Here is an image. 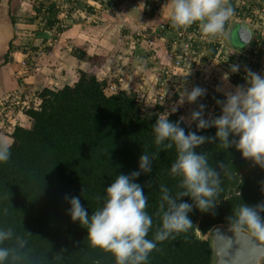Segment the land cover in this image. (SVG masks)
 <instances>
[{"label": "trees", "instance_id": "16d2710c", "mask_svg": "<svg viewBox=\"0 0 264 264\" xmlns=\"http://www.w3.org/2000/svg\"><path fill=\"white\" fill-rule=\"evenodd\" d=\"M44 2H41L40 11L46 16L39 22L42 28L50 29L61 21L58 17L60 7L56 3H48L44 10ZM236 2L248 18H257V7L260 8L263 0H224L233 9L238 8ZM108 9L113 13L117 8L108 6ZM16 17L10 13L13 40L18 33ZM13 40L5 63L12 59ZM256 40L257 36L253 42ZM176 41L182 43L177 47L182 60L178 56V59L169 56L171 65L186 70L185 65L190 58L183 53L185 42L180 41L177 35L167 41L168 48L175 51ZM198 46L192 43L191 52H200L202 48ZM255 47L252 45V51ZM207 48L202 64L206 65V61L211 64L220 62L223 53H219L213 44H207ZM235 52L231 51L230 58L236 57ZM263 54L264 45L256 56L260 58ZM102 59L101 55L91 56L90 61L95 68L92 71L81 70L79 79L73 84L56 89L45 87L40 91L41 105L34 107L32 104L26 111L31 118V126H16L10 158L6 163H0V227L12 228L16 236L26 241L22 250L24 264H115L114 257L102 249L93 248L87 239V230L66 215L70 205L64 196H81V203L91 215L100 206L96 197H103L106 187L114 182L117 175L137 170L141 154L154 156L152 172L142 174L136 181L145 187L148 198L145 211L153 220L148 239H153L161 224V186L168 188L173 196L180 191L179 179L170 174L171 164L176 159L175 148L157 146L152 132L164 105L148 106L133 91L118 89L110 93L109 83L100 80L97 74L96 64ZM171 65L164 66L162 77ZM254 65L255 68L259 66L258 63ZM18 79L22 84V79ZM184 79L183 82L188 84ZM228 82L240 85L245 80L241 74H235ZM217 99L223 100L224 94L211 91L201 97L200 102L208 107L213 106ZM180 117L182 111L178 109L169 119L175 122ZM181 127L186 133L196 130L195 123L189 126L182 121ZM215 132V128H208L198 134L214 136ZM197 151L206 155L210 166L220 165L217 168L220 173L217 205L206 213L194 208L189 213L193 226L158 242L149 255L148 264H212L211 241L204 236L215 226H230L227 218L243 203L256 205L264 201V169L242 159L234 148L226 150L217 142L205 143ZM183 199L188 200L187 197ZM188 202L191 203L190 200Z\"/></svg>", "mask_w": 264, "mask_h": 264}, {"label": "clouds", "instance_id": "9594fccd", "mask_svg": "<svg viewBox=\"0 0 264 264\" xmlns=\"http://www.w3.org/2000/svg\"><path fill=\"white\" fill-rule=\"evenodd\" d=\"M163 7L174 27L198 22L206 37L222 34L225 23L234 14L224 0H166ZM239 71V65L230 66L231 73ZM245 71V83L224 92L223 100H216L220 108L218 116L205 118L203 104L191 112L188 123L189 126L195 123V131L186 133L181 127L183 116L175 122L169 119L175 108L157 116L152 127L154 142L157 146L175 148L176 159L171 164L170 174L179 179L180 191L173 196L168 188L161 186V224L153 239L147 238L153 220L145 211L148 202L145 187L136 182L142 174L152 172L153 155L141 154L137 170L117 175L106 187L103 197H96L100 206L91 215L81 203V196H64L70 205L66 215L87 230V239L93 248L110 253L115 264H148L149 255L158 242L193 226L189 213L194 208L201 213L213 210L220 186L217 170L220 165L210 166L206 155L197 151L205 143L217 142L226 150L234 148L242 159L264 169V73ZM228 75L225 73L223 79L227 80ZM205 94L206 89L199 86L190 91L183 88L180 104L185 101L195 104ZM208 128L216 129L214 136L198 134ZM10 149L7 141H0V163L9 160ZM185 197L191 203L184 200ZM227 219L234 234H250L264 241V201L256 205L243 203ZM25 245L26 241L16 236L12 228L0 227V264H24Z\"/></svg>", "mask_w": 264, "mask_h": 264}, {"label": "crops", "instance_id": "0c3cea01", "mask_svg": "<svg viewBox=\"0 0 264 264\" xmlns=\"http://www.w3.org/2000/svg\"><path fill=\"white\" fill-rule=\"evenodd\" d=\"M41 1L0 0V100L8 93L39 95L45 87L56 89L73 84L79 79L81 70L92 71L95 68L90 61V57L94 55L103 57L96 64L98 78L108 83L115 82L119 89L129 92L140 91L144 84L148 85V80L151 84V80L164 74V66L171 65L167 41L176 38L178 33L174 28L165 25L170 21L166 8L156 13L142 5L139 0H120L116 3L117 9L112 13L105 0H78L79 16L66 29H60L58 23L53 28L44 29L39 22L46 16L40 11ZM134 3L137 7H133ZM11 12L17 16L18 33L15 40ZM115 15L120 22H111ZM58 17L60 18L59 15ZM103 17L109 18L103 22L97 20L101 18L102 21ZM228 34L229 30L227 39ZM11 40L14 43L12 59L5 63ZM185 66L186 70L170 67L174 72L173 80L183 82L186 76H190L189 79H184L188 83V90L201 87L202 84H193L196 72L189 69L190 65ZM177 72H182L180 74L183 77ZM20 77L22 84H19ZM235 86L231 82H226L225 85L228 91ZM181 91L182 88H175L173 97L168 98L164 105V111H171L173 107L176 109L175 104L181 105L182 115L188 120L191 112L197 110L202 103L198 99L195 104H180L183 96ZM208 92L206 90V96ZM208 107L205 108V118L220 114L216 103L210 115L207 112ZM17 118L19 125L29 127L32 124L31 118L24 112ZM22 120L31 124L23 123Z\"/></svg>", "mask_w": 264, "mask_h": 264}, {"label": "built area", "instance_id": "2783aa9c", "mask_svg": "<svg viewBox=\"0 0 264 264\" xmlns=\"http://www.w3.org/2000/svg\"><path fill=\"white\" fill-rule=\"evenodd\" d=\"M48 3H56L60 7L59 16L61 21L58 23V27L60 29H65L68 27V25L73 21L76 17L79 15V3L78 0H72V2L75 3H68L67 0H42ZM41 1V2H42ZM120 0H105L104 2L107 3L110 7H115L116 3H118ZM237 1V0H233ZM40 2V7H41ZM139 2L144 5L146 8L150 9L151 11H155L158 13L165 7L164 4L166 0H139ZM100 1H98L99 5ZM227 6V4L225 3ZM238 8L233 9V16L230 17V19L225 23L224 31L222 34H218L215 37H206L202 34L199 23H194L190 26L185 27H174L171 24V21H168L165 23L166 26H170L175 29L178 33V37L180 41L185 42V45L182 46L183 53L190 58V60L193 62L190 64L191 69L194 68V61H196L198 64H201V67H198L199 72V84H204L203 80L206 78L205 75L207 71L203 69L204 64L200 63L202 60V57L205 55L204 49L207 48V44L211 45L213 44L218 48L219 53H223L221 55V61L226 65V70H224V73H229L228 78L232 77L235 74H241L243 77L246 75L245 69H251L254 72L258 73H264V54L258 58L256 55L260 52V49L264 45V0L262 2V5L258 8L259 15L256 18H248L246 13L241 11L238 3ZM47 6H45L43 9L45 10ZM240 9V10H238ZM77 15V16H76ZM233 23H239L241 25H245L249 27L253 31V39L251 41L250 47L248 49H243L242 51H238L237 48L233 47L227 39V33L229 30V27ZM257 36V40L255 43L253 42L254 37ZM196 43V45H201L202 48L200 52L196 54V50L192 51L191 44ZM179 44H182L181 42H175V51L171 50L169 52L170 58L178 59L177 56L182 60V57L179 56L177 47H179ZM203 45V46H202ZM252 45L256 46L254 50L252 51ZM198 46V47H199ZM231 51H238L235 52L236 57L230 58L229 54ZM196 54V55H195ZM239 56H241L243 59H240ZM199 58V59H198ZM254 63H258L259 66L255 68ZM25 64V63H24ZM179 61L177 60L176 66H178ZM231 65H239L240 71L237 73H231L230 72V66ZM165 76H160L156 79V83L159 84L160 89H163V87H166V92L171 93V97H173L175 93V88H186L188 89V85H186L184 82L180 81H174V72L171 75V70L166 69ZM223 76V75H222ZM205 77V78H204ZM172 81V82H170ZM175 82V83H174ZM174 83V84H173ZM173 84V85H172ZM206 84V83H205ZM176 85V86H175ZM118 85L115 82L109 83L108 90L111 93H115L118 91ZM191 90V88H190ZM167 97L164 95H160L159 99L153 98L151 99L150 103L153 105H156L157 103H163L167 101ZM147 101V100H146ZM42 99L37 94H19L17 92H13L8 94L5 98H2L0 100V140L1 141H7L10 145L13 141V133L18 124V118L17 116L20 113H26V111L31 108L34 104V107H39L41 105ZM208 103V101H207ZM210 106V105H209Z\"/></svg>", "mask_w": 264, "mask_h": 264}, {"label": "water", "instance_id": "95a60500", "mask_svg": "<svg viewBox=\"0 0 264 264\" xmlns=\"http://www.w3.org/2000/svg\"><path fill=\"white\" fill-rule=\"evenodd\" d=\"M137 7V4H133ZM237 31L240 43L234 42ZM253 39V31L239 23L229 27L228 42L235 48L248 49ZM208 238L213 250L212 264H264V241L250 234H234L228 225H218L210 230Z\"/></svg>", "mask_w": 264, "mask_h": 264}, {"label": "rangeland", "instance_id": "374dc122", "mask_svg": "<svg viewBox=\"0 0 264 264\" xmlns=\"http://www.w3.org/2000/svg\"><path fill=\"white\" fill-rule=\"evenodd\" d=\"M25 2H26V0H25ZM36 1H34V3H35ZM24 13V12H23ZM107 18H109V17H103L102 18V21H101V18H98L97 20L99 21V22H103V20L104 19H107ZM108 20V19H107ZM116 21H119V18L118 17H116V15L115 16H113L112 18H111V22H116ZM120 22V21H119ZM104 29H105V27H104ZM105 31H107L106 29H105ZM108 33L110 34V30L108 31ZM113 34V33H112ZM238 33H237V31L236 32H234V42L235 43H240V40H239V37H238V35H237ZM119 51H122V50H119ZM118 51V52H119ZM117 52V51H116ZM117 52V53H118ZM204 52H205V54H207L208 53V48H205L204 49ZM204 57V56H203ZM199 59V58H198ZM204 59V58H203ZM193 62L189 59L188 61H187V65H190V64H192ZM200 63H204V60H201V62ZM206 63V65H202L203 66V69H205L206 71H207V73H206V75H205V79L203 80V82H205L204 84H202V86H201V88H203V89H206V90H208L209 92H211V91H216L217 92V89H220V92L219 93H224V92H227L228 90H226V87H225V85H226V82H228L229 81V79L230 78H228L227 80H224L223 79V76H224V74L225 73H223L224 72V70H226V65L223 63V62H216V63H213V64H211L210 62H205ZM197 66H199V67H201V64H198L196 61H194V68H193V72L195 71H198V67ZM172 73H173V71L171 72V75H172ZM180 73H182V72H177V74H179L180 76H181V78L183 77V74H180ZM200 73V72H199ZM223 75V76H222ZM21 78V77H20ZM179 78V76H177V79ZM22 79V78H21ZM198 79H199V75H196V76H194V80L195 81H198ZM152 82H151V84L149 83V80H148V85L147 84H144V87L140 90V91H137L136 93L145 101V103L146 104H148V106H152L153 107V105H149V103H150V101H151V99H153V98H157V99H159V96L160 95H164V96H166L167 98H171V93L170 92H166V87H163V89H160V87H159V84L158 83H156V80L154 79V80H151ZM23 82V81H22ZM208 87V88H207ZM187 88V87H186ZM132 90V89H131ZM109 91V90H108ZM133 91V90H132ZM135 91V90H134ZM190 91V90H189ZM182 93H183V90L181 91ZM111 93V92H110ZM31 95V94H30ZM7 96V95H6ZM205 96V95H204ZM199 100H201V98H198ZM147 100V101H146ZM167 102V101H166ZM166 102H163V103H160V104H163V105H166ZM185 103H187L186 101H185ZM162 106V105H161ZM181 105H178V104H175V107H177L176 108V110H178V109H180L181 110V107H180ZM214 106V105H213ZM213 106H211V107H208V115H210L209 113L214 109L213 108ZM174 108V107H173ZM172 108V109H173ZM182 110H184V109H182ZM163 112H165V111H163ZM213 112V111H212ZM188 115V114H187ZM207 115V116H208ZM183 117H185V120L184 121H186L187 123H188V120H187V117L183 114L182 115ZM23 121V123H27L25 120H22ZM27 124H31V123H27ZM204 238H208V235H205L204 236Z\"/></svg>", "mask_w": 264, "mask_h": 264}]
</instances>
